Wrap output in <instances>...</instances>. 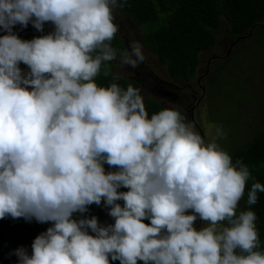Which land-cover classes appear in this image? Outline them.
I'll return each mask as SVG.
<instances>
[{"label": "clouds", "instance_id": "clouds-1", "mask_svg": "<svg viewBox=\"0 0 264 264\" xmlns=\"http://www.w3.org/2000/svg\"><path fill=\"white\" fill-rule=\"evenodd\" d=\"M120 6L0 0L8 33L0 37V219L53 225L31 254L15 251L19 264H264L255 212L237 214L254 181L249 167L206 144L177 110L149 118L131 84L96 82L102 66L111 74L109 62L135 69L146 59L138 41L119 55L112 46ZM30 22L55 30L31 41L13 34ZM105 163L119 170L106 173ZM259 192L264 184L254 181L248 205ZM102 202L114 225L73 219ZM198 219L206 226L198 229Z\"/></svg>", "mask_w": 264, "mask_h": 264}, {"label": "trees", "instance_id": "trees-1", "mask_svg": "<svg viewBox=\"0 0 264 264\" xmlns=\"http://www.w3.org/2000/svg\"><path fill=\"white\" fill-rule=\"evenodd\" d=\"M120 9L132 18L136 26L142 27L143 46L156 56L159 64L167 70L173 80L191 83L196 79L201 65V55L212 51L217 44V31L221 26V17L228 22L229 37L235 46V50L233 49L235 56L225 59L221 68L225 72L233 71H229L227 65L230 64L233 68L235 60L240 66L242 65L247 52L241 49V46L247 36L251 37L256 46L248 44L245 48L258 49L257 56L264 62V0H121ZM20 26L23 34L19 32L13 34L24 41L51 34L55 30L50 22L44 24L43 31L35 29L31 22L26 28ZM2 36L3 30H0V37ZM112 46L118 50V55L119 52L127 50L118 34L113 39ZM112 64L113 62H109L111 74L108 77L103 75L102 66L101 73L96 78L99 86L107 87L116 82L125 89L129 84L140 89V84L136 80L114 75ZM19 67L22 73L30 70L23 63ZM243 77L241 75L232 81L239 80L242 87L244 86ZM244 87L247 88V86ZM226 90L233 98H236L228 86ZM235 93L237 94L238 91ZM145 106L149 118L161 110L171 109L152 99L145 101ZM259 109L264 115V103L259 105ZM234 127H239L237 122ZM230 131L232 129H228L223 134L226 136V133ZM228 154L232 157L234 164L237 160H241L249 167L255 182L264 184V129L256 130L248 137L247 142L230 150ZM104 169L106 173L119 170L106 163ZM254 181H248L244 203L238 207L237 214L247 210L255 212L257 216L255 223L260 240V247L257 250L264 252V192L257 194L258 200L255 205L247 204V192ZM120 190V192L129 191L123 187ZM117 203L123 206L124 201H117ZM109 211L110 207L104 202L100 205L92 204L88 206L86 213H75L73 219L78 221L94 216L101 226L114 225L115 220L108 214ZM144 223L150 224V220H144ZM52 226L51 222L42 224L35 219L27 221L24 218L13 219L11 216L0 219V264H19L15 251L23 247L31 254L34 240ZM89 234L95 235L90 230ZM111 264H120V262L112 261ZM138 264L143 262L140 261Z\"/></svg>", "mask_w": 264, "mask_h": 264}, {"label": "rangeland", "instance_id": "rangeland-1", "mask_svg": "<svg viewBox=\"0 0 264 264\" xmlns=\"http://www.w3.org/2000/svg\"><path fill=\"white\" fill-rule=\"evenodd\" d=\"M113 15L114 23L119 26L117 34L122 38L125 47L128 49L130 42L138 41L142 45L146 59L135 69L119 66L117 61H113L112 72L124 79L136 80L140 84L144 102L152 99L179 111L184 122L191 125L206 144L215 142L227 153L247 142L248 137L256 130L264 129V115L259 109V105L264 103V62L257 56L258 49L245 48L248 44L256 46L250 36L246 37L241 46V49L247 52L242 65L235 60L233 68L230 64L227 65L229 71H233L225 72L221 66L225 59L235 56L233 52L235 46L229 37L228 22L221 17L217 44L212 51L201 55L198 75L193 82L188 83L173 80L168 75L156 56L143 46L142 27L136 26L130 16L125 15L120 7L114 9ZM15 32L23 34L19 24L14 26L13 33ZM7 34L3 30V36ZM241 75L244 76L243 85L247 88L240 87L239 80L232 81ZM226 79L228 81H225ZM227 86L236 98L226 90ZM236 122L238 128L234 127ZM228 129L232 131L227 132L225 136L223 133ZM243 203L244 198L238 207ZM195 226L199 229L206 225L198 219Z\"/></svg>", "mask_w": 264, "mask_h": 264}]
</instances>
